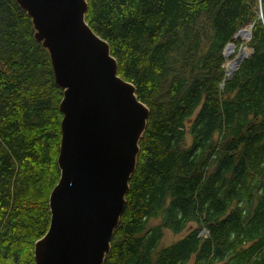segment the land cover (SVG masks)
I'll use <instances>...</instances> for the list:
<instances>
[{
  "label": "trees",
  "instance_id": "trees-1",
  "mask_svg": "<svg viewBox=\"0 0 264 264\" xmlns=\"http://www.w3.org/2000/svg\"><path fill=\"white\" fill-rule=\"evenodd\" d=\"M85 2L148 110L101 264H264V0ZM34 33L0 0V264H35L59 178L62 89ZM229 43L251 51L227 76ZM163 229L185 233L160 246Z\"/></svg>",
  "mask_w": 264,
  "mask_h": 264
},
{
  "label": "water",
  "instance_id": "water-1",
  "mask_svg": "<svg viewBox=\"0 0 264 264\" xmlns=\"http://www.w3.org/2000/svg\"><path fill=\"white\" fill-rule=\"evenodd\" d=\"M15 1L31 19L62 89L59 178L48 197L47 230L34 242V263L101 264L124 208L148 110L117 75L107 42L85 22V0ZM242 58L233 59L231 69Z\"/></svg>",
  "mask_w": 264,
  "mask_h": 264
},
{
  "label": "rangeland",
  "instance_id": "rangeland-1",
  "mask_svg": "<svg viewBox=\"0 0 264 264\" xmlns=\"http://www.w3.org/2000/svg\"><path fill=\"white\" fill-rule=\"evenodd\" d=\"M250 28V24H247L243 27V29H249ZM240 36V35H239ZM241 37V36H240ZM240 40H242L243 42L247 41L249 38H239ZM246 51V54L250 53V48L246 47L244 44H242L235 52H234V46L232 44V47H228L226 48V51L228 52L227 55H224L225 60L222 63V66L224 68V72L225 75L227 74L228 71H232L233 69H231V65H232V60L237 58L238 54L241 51ZM224 51V50H223ZM234 53L233 57H231V55ZM231 57V58H230ZM155 223V221H152L151 224ZM194 225V223L192 224V226ZM195 226V225H194ZM185 230L181 231L178 234H174L171 231L167 230V229H163L162 231V236L159 242L160 246H166L169 245L170 243H172L173 241H175L176 239H178L181 235H183L185 232ZM203 235H206L207 232L206 230H202L201 232Z\"/></svg>",
  "mask_w": 264,
  "mask_h": 264
},
{
  "label": "flooded vegetation",
  "instance_id": "flooded-vegetation-1",
  "mask_svg": "<svg viewBox=\"0 0 264 264\" xmlns=\"http://www.w3.org/2000/svg\"><path fill=\"white\" fill-rule=\"evenodd\" d=\"M261 119H259V121H260ZM260 163V165H259V168H261L262 169V171L261 172H258L256 175H255V177H256V182H257V191H258V196L259 195H261L262 194V190H263V187H260V185L262 184V183H264V155H262V157H261V159H260V161H259ZM255 209V208H254ZM199 235H203L202 233H200ZM261 237H263V235H258L257 234V238H261Z\"/></svg>",
  "mask_w": 264,
  "mask_h": 264
},
{
  "label": "bare ground",
  "instance_id": "bare-ground-1",
  "mask_svg": "<svg viewBox=\"0 0 264 264\" xmlns=\"http://www.w3.org/2000/svg\"><path fill=\"white\" fill-rule=\"evenodd\" d=\"M246 32H247V29L245 30ZM240 32V31H239ZM246 54V51H241L239 54H238V56H237V58H242L244 55ZM111 55V54H110ZM231 68H232V65H231Z\"/></svg>",
  "mask_w": 264,
  "mask_h": 264
}]
</instances>
